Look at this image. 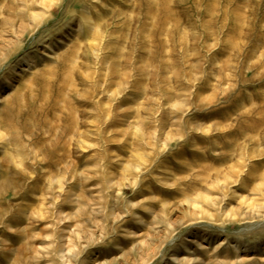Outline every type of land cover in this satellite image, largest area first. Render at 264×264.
<instances>
[{"label":"rangeland","instance_id":"obj_1","mask_svg":"<svg viewBox=\"0 0 264 264\" xmlns=\"http://www.w3.org/2000/svg\"><path fill=\"white\" fill-rule=\"evenodd\" d=\"M0 264H264V0H0Z\"/></svg>","mask_w":264,"mask_h":264}]
</instances>
